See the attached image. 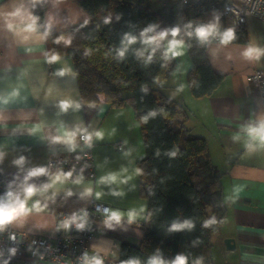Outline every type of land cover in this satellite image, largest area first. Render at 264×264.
Masks as SVG:
<instances>
[{
  "label": "crops",
  "instance_id": "crops-1",
  "mask_svg": "<svg viewBox=\"0 0 264 264\" xmlns=\"http://www.w3.org/2000/svg\"><path fill=\"white\" fill-rule=\"evenodd\" d=\"M21 6L25 17L29 13L39 17L37 33L9 29V21L22 27L20 17L8 15ZM50 19L49 35L63 34L93 22L77 0H0V153H3L0 173L5 180V193L21 191L24 176L32 168L46 167L49 174L60 171L61 168L49 163L50 158H74L82 154L83 133L77 136L75 151H69L64 143L52 142V136L61 134V125L70 130L79 125L89 132L101 131L103 137L93 136V177L88 173L89 166H83L77 175L57 183L46 193H37L29 205L39 200L47 208L39 213L33 211L23 222L16 221L13 225L35 235L52 237L59 211L81 210L92 199L120 207L126 216L135 211L136 220L143 222L148 200L141 195L137 167V161L146 154L140 122L131 106H113L104 100L83 102L72 56L50 52L49 35L46 39L39 38ZM243 34L244 41L240 37ZM24 35L30 38L25 41ZM236 36L239 40L227 45L215 41L207 45L214 70L223 76L213 94L194 96L192 86L199 73L188 58L183 59L185 70L177 67L169 79L165 93L183 105L187 127L206 139L214 167L221 175L227 216L212 239L217 264H264V148L257 144L249 150L246 143L250 141L244 132L245 126L264 116L258 91L249 81L254 67L264 66V56L249 60L242 55L250 46L262 47L264 20L250 17L246 29L239 30ZM182 47L179 50L184 53ZM52 54L60 59L49 63ZM62 69L70 71L60 75ZM169 90L173 95L168 94ZM62 99H72L81 107L62 112L59 107ZM237 135L239 139H235ZM21 156L25 157L23 168L14 163ZM49 174L32 177L28 183L38 187L50 183ZM109 174H115L117 180L100 183V178ZM79 176L83 177L82 183H74ZM87 187L93 189L92 195L82 197ZM97 192L101 193L99 198ZM99 223L100 232L88 242L95 255L112 251L111 259L115 261L121 243L139 245L143 239L142 227L113 222L109 228L102 218Z\"/></svg>",
  "mask_w": 264,
  "mask_h": 264
},
{
  "label": "trees",
  "instance_id": "trees-1",
  "mask_svg": "<svg viewBox=\"0 0 264 264\" xmlns=\"http://www.w3.org/2000/svg\"><path fill=\"white\" fill-rule=\"evenodd\" d=\"M77 1L93 22L49 35L48 49L72 56L84 103L104 100L134 109L146 149L137 161L141 195L148 200L143 239L139 245L121 243L115 264H149L153 257L172 264L181 255L187 257V264H216L212 239L227 216L221 175L214 167L206 139L191 132L183 105L169 97L164 88L178 67L176 56L169 53L165 58L166 41L173 39L171 30L177 27L180 34L175 38L184 41L192 67L199 73L192 86L194 96L211 95L220 86L223 76L214 70L207 54L211 40L202 44L195 34L190 37L187 33L195 32L196 22L218 23L222 32V0H203L206 8L195 13L184 0H163L156 9L151 3L160 0ZM150 26H155V31L149 36L169 31L158 46L143 43L141 33ZM126 34L137 39L121 58L118 52ZM240 37L245 40L244 34ZM153 112L155 115H150ZM83 166L88 168L73 164L61 170L74 176ZM213 218L216 222L205 226V221ZM186 220L193 224L191 229L172 230L173 224Z\"/></svg>",
  "mask_w": 264,
  "mask_h": 264
},
{
  "label": "clouds",
  "instance_id": "clouds-1",
  "mask_svg": "<svg viewBox=\"0 0 264 264\" xmlns=\"http://www.w3.org/2000/svg\"><path fill=\"white\" fill-rule=\"evenodd\" d=\"M23 7L17 9L13 13H9L10 16H17L20 17V24L22 27L17 26L16 24L9 21L8 27L9 29H18L19 33H28L33 34L37 33L38 31V20L39 17L31 15L29 13L26 17L23 14ZM25 20L27 22L25 23ZM218 20V18H217ZM188 27H191V25H188ZM52 28L51 19L49 20L46 30L40 34V39H46L49 35ZM155 26H150L146 28L142 33L141 36L144 37L143 43L145 44H156L159 45V42L163 40L165 37L169 35V31L165 30L164 32L158 33L153 36H149L148 33L154 32ZM180 34V28H174L171 30V35L173 39L169 42V47L167 48V51L165 52V58H169L168 54L171 53V55L176 56L180 55L181 51L179 50L184 41L182 39H176L175 37L179 36ZM195 34V36L200 40L202 44L209 42L212 38L219 37L220 43L222 45H227L231 43L232 40L235 39V32L233 29H226L223 32L219 30L218 23H209L206 25H200L196 27L195 32L189 31L187 33L188 36H192ZM30 38V35H24L23 39L27 41ZM60 39H64V37H60ZM136 37L132 36L131 34H126L123 42V47L119 50L118 55L122 58L125 54V52L128 49V46L136 41ZM70 43L71 41H67ZM155 51V49H153ZM140 56H143V52L138 53ZM242 55L249 60H259L262 56H264V48L260 47H253L250 46L247 49L244 50ZM60 57L57 54H52L48 57V62L52 63L57 60H59ZM148 61H151L152 56L147 57ZM70 71V69H62L60 70V75H63L65 72ZM182 87V86H181ZM60 110L62 112H67L69 108H74L78 110L81 105L79 102L73 101L72 99H62L59 103ZM150 115H155V113H150ZM145 122L147 121V117L143 118ZM40 126L37 125V129ZM36 129H33L35 131ZM61 134L55 135L51 137V140L53 143H64L68 146L69 151H75L77 148V136L80 133H83L81 136V139H83L86 146L91 147L93 136L96 138H102L103 132L96 131V132H89L87 128H82L79 125L74 129H66L63 125H61ZM244 132L247 134L249 141L246 143V147L249 150H253L257 144L259 147L264 148V116L260 117L257 122L249 124L244 127ZM235 139H239V135L235 137ZM172 155H175V152L172 153ZM3 159V153H0V160ZM15 164L21 166L23 168V165L25 163V157L21 156L18 159L14 161ZM49 174V170L46 167H38V168H32L30 169L27 174L24 176V180L22 184L20 185L21 191L14 192V191H8L6 194V198H0V231H4L6 226L9 224H12L13 222L20 221L23 222V218H26L28 215H30L33 211L39 213L44 211V209L47 208V204H41L39 200H36L34 203L29 205V200L32 199L33 196L37 195V193H46L50 188H53L57 183H63L68 178L72 176V172L69 171L67 173L63 172L62 170L54 173L49 174L51 176V182L46 183L42 186H37L32 183H28L29 180H31L32 177L39 176V175H45ZM117 180V177L115 174H109L108 176H104L100 178V183H112ZM83 177L79 176L74 183H82ZM15 183V181H13ZM93 192V189L91 187H87L83 193H81V196H91ZM55 193H53V196ZM68 195H72V192L69 191ZM97 198L101 196L100 192L96 193ZM106 213V219L105 223L109 228L113 227V222H116L117 224L121 222L122 219V213L118 210H105ZM87 216L88 213L85 210H81V213H73L70 217H66L60 224V227L64 229L70 228L73 224L76 225L78 229H84L87 224ZM137 216V213L135 211H130L128 213V221L129 223H132L135 221ZM215 219H211L208 221H205V226H210L211 224L215 223ZM193 227V224L191 221H184L182 224H173L172 230H178V229H184L188 228L191 229ZM15 237H13L14 239ZM15 249H11L12 254H15ZM7 264V262H5ZM83 264H104L103 259L99 257L98 255H94L92 257H89L87 253L84 254L83 258ZM149 264H164V261L158 257H153ZM172 264H187V257L185 256H177L175 261L172 262Z\"/></svg>",
  "mask_w": 264,
  "mask_h": 264
},
{
  "label": "built area",
  "instance_id": "built-area-1",
  "mask_svg": "<svg viewBox=\"0 0 264 264\" xmlns=\"http://www.w3.org/2000/svg\"><path fill=\"white\" fill-rule=\"evenodd\" d=\"M187 8L192 12H200L205 9L203 0H184ZM211 6L217 7L212 3ZM222 8L226 13L235 14V21L228 25L226 29H233L243 25L247 16H257L264 18V0H241L240 6L232 0L222 1ZM192 20H197L195 17ZM203 25L196 22V26ZM222 31V32H223ZM211 41L220 42L219 37L212 38ZM261 48H264V43ZM250 83L257 89L258 96L264 106V66H256L249 76ZM83 135V134H82ZM81 135V136H82ZM80 136V137H81ZM83 141V139H81ZM84 143V141H83ZM119 148L122 145L119 144ZM91 148L84 143V150L81 155L69 158L58 156L49 159L52 166L66 169L67 166L75 164L92 166ZM64 172V171H63ZM65 173H67L65 171ZM90 177L94 176L93 168L89 170ZM3 175L0 173V198H6L5 183ZM118 210L122 215L120 225L130 224L137 227H143V222L135 220L129 223L128 216L122 208L111 203L92 199L90 204L81 210L88 213L87 224L84 229H78L75 224L70 228L60 227L61 222L70 217L73 213H81V210H63L57 213V222L54 235L52 237L45 235H35L23 229L14 227L13 223L6 226L4 231H0V264H83L84 254L89 257L94 256L88 242L98 232H100V219H106L105 210ZM13 237H15L13 239ZM15 249L12 254L11 249ZM112 251L106 254L98 255L103 259L104 264H115L111 259Z\"/></svg>",
  "mask_w": 264,
  "mask_h": 264
},
{
  "label": "rangeland",
  "instance_id": "rangeland-1",
  "mask_svg": "<svg viewBox=\"0 0 264 264\" xmlns=\"http://www.w3.org/2000/svg\"><path fill=\"white\" fill-rule=\"evenodd\" d=\"M162 2H163V0H160L159 2L157 1V2H152L151 3V8L152 9H156V8H158V6L159 5H161L162 4ZM169 42L170 41H166V48H168L169 47ZM183 46V45H182ZM182 48H184V53L183 52H181V54L180 55H176V57H177V59H178V68H180V66H182V68L185 70V68H186V66L185 65H183V63H184V60L183 59H185V58H188L189 60H190V58H189V55L187 54V50H186V48L185 47H182ZM171 54V53H170ZM191 61V60H190ZM168 82H170V81H168ZM167 82V85L166 86H168V83ZM164 91H166V87L164 88ZM169 93L168 94H170V95H173L172 94V91H168ZM170 97V96H169ZM172 98V97H171ZM224 225V224H223ZM213 259L215 260V263L217 264V249L216 248H213ZM219 255V254H218ZM220 256V255H219Z\"/></svg>",
  "mask_w": 264,
  "mask_h": 264
},
{
  "label": "bare ground",
  "instance_id": "bare-ground-1",
  "mask_svg": "<svg viewBox=\"0 0 264 264\" xmlns=\"http://www.w3.org/2000/svg\"><path fill=\"white\" fill-rule=\"evenodd\" d=\"M222 1H224V0H222ZM232 1L235 2V3H236L237 5H239V6H240V4H241V0H232ZM222 13H223V16H224V23H225L224 26H225V28H226L228 25H230L232 22L235 21L236 17L234 16V15H235L234 13H233V14L226 13L225 10H224V8H222ZM250 17H257V16H254V15H252V16H247L246 19H245L244 24H243V25H239V27L236 28V29L234 30L235 34H236V32H238L239 30L246 29V27H247V20H248ZM257 18H259V19H263V20H264V18H261V17H257ZM254 69H255V67H254ZM254 69H253V71H254ZM253 71H252V72H253Z\"/></svg>",
  "mask_w": 264,
  "mask_h": 264
},
{
  "label": "water",
  "instance_id": "water-1",
  "mask_svg": "<svg viewBox=\"0 0 264 264\" xmlns=\"http://www.w3.org/2000/svg\"><path fill=\"white\" fill-rule=\"evenodd\" d=\"M228 243V242H227Z\"/></svg>",
  "mask_w": 264,
  "mask_h": 264
}]
</instances>
